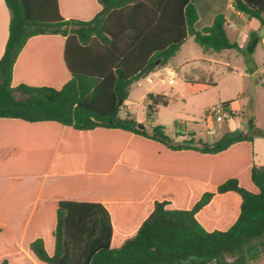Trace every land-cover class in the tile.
<instances>
[{"label": "trees", "instance_id": "trees-1", "mask_svg": "<svg viewBox=\"0 0 264 264\" xmlns=\"http://www.w3.org/2000/svg\"><path fill=\"white\" fill-rule=\"evenodd\" d=\"M3 1L10 19L0 57V118L84 130V187L102 188L106 201H60L51 224L0 225V235L24 236L0 238V264L255 260L264 248V164L253 161V139L264 138V130L252 117H245V131L208 143L191 131L176 141L160 124L147 130L131 114L119 116L130 85L165 67L188 36L204 51L240 50L227 37L223 14L197 30L190 0L106 1L77 17H35L23 0ZM232 4L264 29V0ZM260 38L251 31L241 50L248 71ZM57 56L71 59L65 66L72 78H39L51 66L42 61ZM148 98V110L166 105L163 96ZM117 191L134 208L129 216L115 213Z\"/></svg>", "mask_w": 264, "mask_h": 264}, {"label": "crops", "instance_id": "crops-1", "mask_svg": "<svg viewBox=\"0 0 264 264\" xmlns=\"http://www.w3.org/2000/svg\"><path fill=\"white\" fill-rule=\"evenodd\" d=\"M23 1L28 13L35 17H77L90 15L95 11V8H101L102 2L107 1V4H114L118 0ZM190 1L194 5L198 16L195 25L197 30L209 26L217 13L223 14L227 24L225 28L227 37L231 42L238 44L240 48V50L236 51L238 53H241V50L245 47L248 34L251 31L260 32L261 38L252 54V61L255 67L242 74L244 78L251 80L257 91V87L264 82V29L260 27L259 22L253 18L248 19L238 12L233 7L232 0ZM9 19V10L4 1L0 0V57L3 54L8 38ZM228 29L231 30L233 38H230ZM192 44L195 43L192 37L188 36L182 42L176 54L168 61V64L162 68L163 71L165 72L167 69L172 72L169 68V62L174 58L178 60L180 68L194 62H204L226 67L231 72L235 70V66L228 60L235 56V54L230 52L235 49L211 52L204 51L195 44L199 48L197 49ZM214 54L218 58L214 57ZM221 57H224L225 60ZM42 62L51 66H45L49 71L39 74V78L53 81L51 83H59L58 81H66L72 78V75L67 73L65 66L67 62H71L70 58L49 57ZM144 78L130 85L127 99L124 101V109L119 116L123 117L125 113H129L149 130L150 126L156 123L150 122V126L147 127L145 125L147 120L146 113L143 112L142 116H136L132 110L134 103L128 100L132 88H140ZM210 81L212 80L196 78V82L190 83V88L198 91L201 88L203 89L204 86L211 87L215 85L214 82ZM154 85L155 82L149 83L142 92L137 94V100L142 101V107H148L151 104V100L148 98L150 95L163 96V100L166 101L164 98L167 96L166 92L151 94ZM243 93L244 91L241 90L240 94L243 95ZM179 95L182 96V93ZM15 96L19 99L25 97L20 92H15ZM224 102H229L224 107L231 112V119L223 121L221 126H215L214 123L207 122L208 134L205 139L199 136L200 132L190 130L194 133L195 138L213 143L227 132L245 131V117L250 116L246 115L243 106H234L230 100H220L219 105ZM167 104L168 102L166 101ZM156 106H154V109ZM212 106L214 105L206 104L204 111ZM252 119L255 124L254 117ZM175 123L185 124L183 121H175ZM72 126V123L66 124L49 119L26 121L0 118V225H7V227L14 229L18 225L51 224L55 222L56 211L60 201H106L102 188L94 191V189L84 187V130H76ZM255 126L257 127L256 124ZM217 135L219 136L216 140H209V138ZM255 140L256 138L253 139V161L255 158ZM117 192H119V195L116 197L115 213L119 216H129L134 208L131 203L127 202L128 198L121 194L122 191ZM121 221L130 222L128 219ZM0 238L22 240L24 236L11 232L1 234ZM207 264H214V262L211 261ZM250 264H264V248L261 249L260 255Z\"/></svg>", "mask_w": 264, "mask_h": 264}, {"label": "rangeland", "instance_id": "rangeland-1", "mask_svg": "<svg viewBox=\"0 0 264 264\" xmlns=\"http://www.w3.org/2000/svg\"><path fill=\"white\" fill-rule=\"evenodd\" d=\"M228 34L230 38H233L229 29ZM192 45L199 49L195 44ZM236 51H230L235 56L228 59L235 66L233 72L226 67L204 62H194L180 68L178 60L174 58L169 62V68L173 72L172 78L175 83L170 85L167 83L169 74L163 71V67L156 68L143 79L140 88H132L128 100L134 103L133 112L136 116H142L145 112L147 117L145 125L149 127L150 122L162 125L166 134L173 140H180L182 137L178 134H185L190 130L200 132L199 136L205 139L208 134L207 122L214 123L215 126L222 125V122H215L211 116L206 114L205 105L218 106L220 100H230L234 106H243L246 115L254 117L256 128L264 130V87L258 86L256 91L251 80L242 76L244 72H248L249 68L243 60L242 51L241 53ZM214 55L218 58L216 54ZM196 78L212 80L210 82H214L215 85L204 86L203 89L197 86L200 90L194 91L190 88V83L196 82ZM154 82L151 94L166 92L167 96L164 98L168 104L157 105L151 111L147 107H142V101H138L136 96L144 90L146 85ZM241 90L244 91L243 95L240 94ZM180 93L182 96L179 95ZM175 121H183L186 125L175 123ZM218 136L209 138V140H216ZM254 138H256L254 162L261 165L264 164V138L258 136Z\"/></svg>", "mask_w": 264, "mask_h": 264}, {"label": "built area", "instance_id": "built-area-1", "mask_svg": "<svg viewBox=\"0 0 264 264\" xmlns=\"http://www.w3.org/2000/svg\"><path fill=\"white\" fill-rule=\"evenodd\" d=\"M166 73H168L167 83L173 84V78H172V72L169 70H165ZM206 114L208 116H211L215 122H223L225 120L231 119V112L226 109V107L219 105V106H212L205 110Z\"/></svg>", "mask_w": 264, "mask_h": 264}, {"label": "water", "instance_id": "water-1", "mask_svg": "<svg viewBox=\"0 0 264 264\" xmlns=\"http://www.w3.org/2000/svg\"><path fill=\"white\" fill-rule=\"evenodd\" d=\"M255 131H253V133H254Z\"/></svg>", "mask_w": 264, "mask_h": 264}]
</instances>
